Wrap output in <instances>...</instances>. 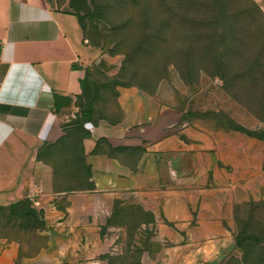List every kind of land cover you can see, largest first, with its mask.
I'll return each instance as SVG.
<instances>
[{
	"label": "crops",
	"instance_id": "1",
	"mask_svg": "<svg viewBox=\"0 0 264 264\" xmlns=\"http://www.w3.org/2000/svg\"><path fill=\"white\" fill-rule=\"evenodd\" d=\"M99 55L69 0H0V264H100V226L118 202L153 214L164 246L159 264L238 258L233 210L255 197L262 153L259 164L225 175L217 165L231 163L225 143L195 133L137 87L116 88L115 113L84 142L91 189L54 190L53 171L37 155L59 139L75 103L91 96L81 82ZM37 189L32 207L43 229H6L7 209Z\"/></svg>",
	"mask_w": 264,
	"mask_h": 264
},
{
	"label": "rangeland",
	"instance_id": "2",
	"mask_svg": "<svg viewBox=\"0 0 264 264\" xmlns=\"http://www.w3.org/2000/svg\"><path fill=\"white\" fill-rule=\"evenodd\" d=\"M89 3L84 36L100 53L87 68V77L99 88L96 114L85 119L77 101L63 118L59 139L41 151V162L53 171L54 190L76 186L70 164L85 156L84 142L93 126L107 119L109 110L115 113L116 88L137 87L179 112L195 133L224 142L231 163L217 165L225 175L259 164L257 153H262L260 172L252 177L257 179L255 197L234 207L233 221L235 232L244 228L246 259L264 264V211L252 210L253 204L264 202V139L227 127L230 120L264 134V0ZM15 226L7 224L6 229ZM99 234L104 244L100 264H159L155 259L164 246L157 239L153 214L141 205L113 204ZM252 236L255 243L248 240ZM237 253L234 260L243 252Z\"/></svg>",
	"mask_w": 264,
	"mask_h": 264
},
{
	"label": "trees",
	"instance_id": "3",
	"mask_svg": "<svg viewBox=\"0 0 264 264\" xmlns=\"http://www.w3.org/2000/svg\"><path fill=\"white\" fill-rule=\"evenodd\" d=\"M89 0H69V7L70 9L75 13L77 18L79 19V23L83 27V20L84 16L91 14L92 9L90 8V3H88ZM83 12L84 15H80V13ZM89 84L91 86L92 94L91 96L86 99L84 102H80L82 114L85 116V119L92 120V116L96 114L95 110V102L97 100V97L99 95V88L97 87L96 83L92 82L88 77L87 73L85 76V79L81 82V85ZM134 87V86H133ZM91 118V119H90ZM227 127L230 131L233 132H239L241 134H244L248 137L258 138V139H264V134L262 133H253L246 129H244L241 126H238L234 124L232 121L227 120ZM44 146L41 148L37 155V159L41 161L42 152H44ZM42 151V152H41ZM85 157L81 156L79 159H77L74 163L70 164L71 168L69 170L70 172V179L72 182L76 183V186H72V188H63V189H57V191H71L75 189H91V183H89V177H90V171L89 167L85 164ZM64 165H67L66 163H63ZM75 166V168H73ZM252 210L256 212L257 210H263L264 211V202L253 204ZM8 213L6 216L7 223H5V226L7 227V224H11L10 222H16L18 221V224H15L18 230H21L23 232L27 233H34L36 231H40L43 229L44 224L42 221V217L40 212L36 211L32 204L28 200H22L19 201L13 205H11L8 209ZM252 215V214H250ZM244 233V228L241 227V229L238 232H235V247L237 251L243 252L240 259L234 260V257L229 259V262H235L236 264H253L251 260L246 259L245 250H244V241L247 239H243L242 235ZM248 240H251V242L255 243V236L249 237ZM251 247V246H250Z\"/></svg>",
	"mask_w": 264,
	"mask_h": 264
},
{
	"label": "built area",
	"instance_id": "4",
	"mask_svg": "<svg viewBox=\"0 0 264 264\" xmlns=\"http://www.w3.org/2000/svg\"><path fill=\"white\" fill-rule=\"evenodd\" d=\"M41 195H42V192L39 189H37L36 191H31L29 195V200L33 207L37 208L39 206V201H37L36 198H38Z\"/></svg>",
	"mask_w": 264,
	"mask_h": 264
},
{
	"label": "water",
	"instance_id": "5",
	"mask_svg": "<svg viewBox=\"0 0 264 264\" xmlns=\"http://www.w3.org/2000/svg\"><path fill=\"white\" fill-rule=\"evenodd\" d=\"M88 3H89V1H88ZM80 15H84V13H83V12H81V13H80Z\"/></svg>",
	"mask_w": 264,
	"mask_h": 264
}]
</instances>
